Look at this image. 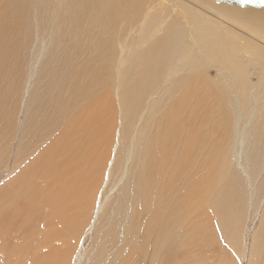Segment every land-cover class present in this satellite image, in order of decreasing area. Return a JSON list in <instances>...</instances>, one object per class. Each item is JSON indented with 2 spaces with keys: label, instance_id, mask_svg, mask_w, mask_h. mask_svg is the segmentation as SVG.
Here are the masks:
<instances>
[{
  "label": "bare ground",
  "instance_id": "6f19581e",
  "mask_svg": "<svg viewBox=\"0 0 264 264\" xmlns=\"http://www.w3.org/2000/svg\"><path fill=\"white\" fill-rule=\"evenodd\" d=\"M131 1L21 0L0 10V19L9 11L26 10L31 5L27 3H32L36 12L40 7L43 17L56 10L58 17L51 24H63L58 29L84 30L98 40L108 35L102 25L119 23L124 13L120 6ZM162 2L165 6L158 7L145 0L143 16L156 22L152 44H164L169 55L181 57L193 41L192 35L200 44L215 37L227 25L226 19H233L226 7L231 4L240 13L233 11L236 26L252 42L248 52L259 56L263 51L264 11L255 19L253 9L257 8L249 7L248 1H238L243 7L235 0H206L205 5L198 0ZM129 15L133 18L135 12ZM214 19H221V25H213ZM113 37L111 44L117 48L122 38L116 45ZM108 53L116 56L109 49ZM139 54L142 59L143 53ZM4 65L0 61V256L23 257L25 264H137L140 258L147 262L151 253L152 264L154 253L167 241L172 255H176V246L183 247H177L180 264H197L203 256L210 264L244 260L248 221L244 225L242 217L229 220L219 210L223 197L229 195L225 187L230 171L222 165L233 172L240 170V180L248 185L259 182L257 191L264 192V143L256 142L263 128L249 124L248 139L237 145L233 135L247 133L246 125L230 126L227 114L215 115L218 130L207 129L210 140L218 135L222 142L227 141L228 146L226 143L220 150L235 154L238 160L224 158L219 150L190 170L203 142L192 138V121L186 114L190 97L175 98L172 108L168 107L170 100L164 111L170 109L169 116L153 125L145 114L129 121L124 111L128 99L121 83L107 91L101 71L100 95L90 101L91 92L73 78V72L80 73V69L60 65L64 75L55 72L52 86L46 84L40 94L34 82L25 81L23 103L18 102L22 107L10 114L17 115L11 125L5 120L4 107L14 87L10 80L3 84L8 77ZM161 69L150 71V76L157 80ZM44 77L43 83L51 80V71ZM189 81L194 85L191 89H187ZM123 82L128 83L129 77ZM199 86L205 92L213 88L200 73H185L173 95L197 92ZM257 151L250 161L248 153ZM181 216L176 223L174 219ZM254 220L259 225L252 238L262 236L264 249V204L259 211L254 209ZM169 233L173 234L171 241L167 240ZM12 248L17 251L10 254Z\"/></svg>",
  "mask_w": 264,
  "mask_h": 264
},
{
  "label": "rangeland",
  "instance_id": "374dc122",
  "mask_svg": "<svg viewBox=\"0 0 264 264\" xmlns=\"http://www.w3.org/2000/svg\"><path fill=\"white\" fill-rule=\"evenodd\" d=\"M20 1L0 0V10L5 6L14 7ZM144 1L132 0L126 5H121L120 9L124 13L120 14V22L111 21L103 24L102 28L108 30V35L98 40L90 34H85L84 30L79 31L69 26L58 29L63 24H51L52 19L58 17L56 10L52 12L53 17L47 12L43 17L40 7L38 6L39 9L36 12L31 6L32 3H27L31 5L26 10H13L4 14L0 19V61L5 64L8 77L3 84L8 85L7 82L10 80L14 87L13 92L10 93V100L4 107L6 122L11 125L16 123L17 115L12 117L10 114L22 107L18 106V102L23 103L22 87H25L27 79L28 83L34 82L33 87L37 91L34 92L40 94L41 89L47 88L46 84L48 87L52 86L55 72H58L57 76H61L60 65L71 66L72 64V67L80 69V73L73 72V78L77 77L80 86L91 92L90 101L97 99L100 95L99 74L101 71L107 86L106 90H114L121 83L128 99L124 111L129 121L132 118L139 120L145 114V119L151 121L153 125L155 121L169 116L170 109L165 113L164 111L170 100L172 104L168 107L172 108L175 98L190 97L192 99L188 106L190 110L186 114L192 121L190 125L192 138L198 141L203 139L198 154L189 167L190 170L198 165L200 160H204L207 154L217 153L226 143L228 146V142H222L218 135L210 140L207 129L212 132L218 130L215 115L227 114L230 118V126L246 125L247 133L233 135L237 145L238 141L248 139L249 124L264 129V48L259 56L248 52L252 42L247 33L236 26L234 12L240 13L234 9V5L226 6L233 19H226L227 25L215 37L200 44L194 40L193 35H190L193 41L185 53L178 58V56L167 54L163 48L164 44H152L151 37L156 30V22L146 20L143 16ZM152 1L158 7L165 6L162 0ZM205 1L198 0L202 5H205ZM238 1L235 0L236 3ZM245 1L250 2L249 7L257 8V10L253 9V12L257 15L255 19H259V11H264V0ZM238 5L243 7L242 2H238ZM131 12H135L133 18L129 15ZM221 23V19L212 21L215 26ZM110 36H114L112 43L116 45L121 37L120 46L114 47ZM108 49L116 56L110 55ZM139 51L143 53L142 59ZM57 57L60 60L56 61ZM171 58L176 60L171 62ZM160 69L157 80H154L149 72ZM50 71L51 80L48 78L43 83L44 74ZM189 72L200 73L206 82L210 81L213 84L212 90L205 92V87L199 86L197 92L173 95L177 91V81ZM126 76L129 77L128 83L123 82ZM73 83H76L74 79ZM193 86L189 81L187 89ZM218 87L219 89H215ZM51 94H53L52 91ZM193 110L197 111V114L190 115L189 112ZM256 142L264 143V133ZM194 153H197L196 149ZM257 153L258 151L255 154L248 153L250 161L255 159ZM220 154L224 158L238 160L235 154H228L225 150H220ZM222 168L230 171L229 183L225 187L229 195L223 197L219 210L221 213L225 212L229 220L242 217L244 225L248 221L249 228L245 243L247 245L245 258L243 261L235 260L234 264H261L264 252L260 243L262 236L253 240L252 235L259 225L257 220L253 221L254 209L259 211L263 207L264 192L257 191L259 182L254 185L242 182L240 170L233 172L225 165H222ZM182 216L174 221L178 223ZM216 226L220 234L217 222ZM172 236L173 234L169 233L167 240L171 241ZM177 236L180 239L179 234ZM89 242L90 239L85 246H88ZM168 244L166 241L165 246L158 248L154 253L152 264H168L170 261H177L175 264H180L181 257L178 249L180 246H176L174 250L176 255H172L167 248ZM180 249L182 250L183 247ZM16 251V248H12L10 254ZM0 257V264H9L4 254ZM150 257L151 253L147 262L142 263L140 258L137 264H151ZM187 263L189 264L188 261L185 264ZM14 264H25L23 257L16 258ZM197 264H210V262L203 256Z\"/></svg>",
  "mask_w": 264,
  "mask_h": 264
},
{
  "label": "crops",
  "instance_id": "0c3cea01",
  "mask_svg": "<svg viewBox=\"0 0 264 264\" xmlns=\"http://www.w3.org/2000/svg\"><path fill=\"white\" fill-rule=\"evenodd\" d=\"M4 258L6 259V260H8V259H14V261L16 260V256L14 257V258H12V256H8V255H5L4 254ZM10 264V263H9Z\"/></svg>",
  "mask_w": 264,
  "mask_h": 264
}]
</instances>
